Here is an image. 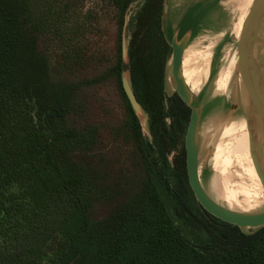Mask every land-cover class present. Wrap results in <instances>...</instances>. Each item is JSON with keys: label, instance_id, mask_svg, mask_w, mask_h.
Masks as SVG:
<instances>
[{"label": "trees", "instance_id": "obj_1", "mask_svg": "<svg viewBox=\"0 0 264 264\" xmlns=\"http://www.w3.org/2000/svg\"><path fill=\"white\" fill-rule=\"evenodd\" d=\"M134 1L104 0L115 17L114 52L106 59L91 52L87 60L110 61L106 69L65 80L54 78L39 42L56 43L66 63L82 66L74 37L96 30L94 12L71 25L72 0H0V264H264V226L243 230L210 215L189 186L184 136L191 106L167 92L165 0L143 2L128 43L130 81L151 140L141 130L121 83L122 29ZM193 75L183 70L190 91ZM109 79L124 103V124L114 134L131 145L133 174L110 170L99 125L80 128L70 120L77 93ZM159 184L175 214L206 236L190 241L182 234ZM203 189L230 209L216 175ZM120 197L108 216L92 219L95 206Z\"/></svg>", "mask_w": 264, "mask_h": 264}, {"label": "rangeland", "instance_id": "obj_2", "mask_svg": "<svg viewBox=\"0 0 264 264\" xmlns=\"http://www.w3.org/2000/svg\"><path fill=\"white\" fill-rule=\"evenodd\" d=\"M72 1L74 4L71 8L72 15L69 18V24L75 25L77 17L80 23L84 20L88 21L85 16L88 15L89 11L94 12L92 22L94 25L97 23L94 32L89 33V30L85 29L83 33L82 30L77 35L76 39L74 37L75 44L82 47L83 56L85 54V63L82 66L66 63L61 48L54 42L47 44L40 40L39 48L48 58L54 78L65 80L90 79L103 72L110 61H103L102 64H98L97 58L88 61V55L92 52L96 53L95 57L105 59L106 57L111 58L113 55L116 38L114 12L105 4L104 0ZM144 1L135 0L127 11L123 34L126 44L131 38L136 13ZM255 1L253 0L249 6V0H168L166 5L165 10L171 16L173 35L182 29L191 32L185 48L188 46L189 49L188 44L191 45V42L200 41L198 49L193 52L195 54H193L192 62L183 55L181 72L183 75V70H193V77L196 80V89L192 91L189 89V91L193 105L202 109L197 132L198 167L201 183L207 190L216 171L221 183L226 185L225 180L227 179L229 188L236 190L238 186H241L246 191L259 190L264 193L253 167L249 147V132H257L252 125L259 122L256 120H249L250 122H248L249 111H254V109L246 97L237 71V64H235L227 80L223 76L229 67L231 58L235 57L236 59L239 34H241L247 15ZM201 6L204 7L205 17L198 16L196 22L193 23V19H196L194 13L198 12ZM186 23L189 27L184 26ZM169 59L170 55L167 57L164 70L168 74V94L174 91V83L169 73ZM259 60L264 65V59H256V61ZM126 67L125 65V70ZM260 74L262 75V72ZM124 75L128 76V72L125 71ZM77 101L79 105L75 108L70 119L72 124L80 128L90 124L99 125L101 127V146L110 170L117 174L123 172L133 174L138 168L135 166V158L131 155V145L124 142L122 138H116L114 134V129L122 126L125 120L124 103L114 80L109 79L97 85L83 87L77 93ZM139 120L143 134L151 140V132L147 129L146 122L148 119L146 115L140 116ZM166 122L168 124L169 119H166ZM262 131L264 130L262 129ZM262 137L264 138V135L256 134L255 141L258 139L260 142L264 141ZM173 155H168L170 163H172ZM158 188L167 209L182 234L190 241H193L197 235L206 236L204 231L185 224L175 214L172 199L166 195L160 184ZM224 193L225 198L232 205L231 208L238 210V207L235 206L236 203L233 202L225 189ZM124 200L125 198L120 197L115 202H105L95 206L92 211V219L100 220L108 216ZM237 200L238 202L242 201L241 193H237ZM217 202L223 206L227 205L224 200H217ZM262 209H264V203L254 209V212Z\"/></svg>", "mask_w": 264, "mask_h": 264}, {"label": "water", "instance_id": "obj_3", "mask_svg": "<svg viewBox=\"0 0 264 264\" xmlns=\"http://www.w3.org/2000/svg\"><path fill=\"white\" fill-rule=\"evenodd\" d=\"M168 0L164 1V16L167 17L166 5ZM128 11V10H127ZM126 16L124 18V25L122 29L121 37V55L124 66L126 65V70L122 72L121 83L125 95L131 105L132 110L137 116L138 120L140 116L148 115L143 110L141 104L136 98L133 92L130 72H129V58H128V44L123 36L124 28L126 25ZM178 30V29H177ZM180 30L177 34L172 35L169 39V45L171 47V54L169 59L170 67V77L174 83V92L181 98V100L191 106L190 116L184 136V150H185V161H186V172L188 183L193 192V195L197 203L210 215L230 224L238 226L240 229H256L264 226V209L254 212V213H243L227 209L215 201H213L203 189L198 167V142H197V132L199 128V122L202 115V109L199 106L193 105V99L189 88L187 87L185 80L183 78L181 67H182V57L187 38L190 35V30H186L179 36ZM262 50V51H261ZM264 55V0H256L247 15L244 27L239 35L237 41V71L240 75L245 94L249 100L250 105L254 111H249V120L258 121L262 129L264 130V71L262 72L261 81L259 82V88L257 92L251 91V87L254 88L256 85L250 84L248 82V70L251 67L256 66V59L262 58ZM252 56V57H251ZM264 61V60H263ZM128 72V76L124 75V72ZM252 85V86H251ZM251 108V109H252ZM236 109V108H235ZM251 117V118H250ZM140 123V120H139ZM148 123V120H147ZM250 125V124H249ZM141 126V125H140ZM149 130V125L147 127ZM142 130V129H141ZM257 132H249V147L250 156L252 159L253 167L259 177L260 183L264 189V141H255V135ZM263 144V145H262ZM263 147V148H261Z\"/></svg>", "mask_w": 264, "mask_h": 264}, {"label": "bare ground", "instance_id": "obj_4", "mask_svg": "<svg viewBox=\"0 0 264 264\" xmlns=\"http://www.w3.org/2000/svg\"><path fill=\"white\" fill-rule=\"evenodd\" d=\"M252 1L253 0H249V2H248V5L250 6L251 5V3H252ZM247 5V6H248ZM245 7V6H244ZM203 11H204V7L203 6H201V8H199L198 9V12H197V14L199 15V16H201V14L203 13ZM248 13V12H247ZM203 16V15H202ZM207 16H209V15H207ZM171 16H170V14H167V17L165 18V27L167 28V30H168V32H170L171 33V35H172V31H173V25H172V21H171V18H170ZM205 16H203V18H204ZM198 18V17H197ZM202 18V19H203ZM201 19V20H202ZM240 35V34H239ZM199 43H200V41L199 40H197V41H194V42H191V45L190 44H188L189 45V49H188V46L184 49V51H183V55H185V57L190 61V62H192V60H193V54H195V53H193L195 50H197L198 49V47H199ZM262 59H264V55H263V57H262ZM236 62H237V60L235 59V57H232L231 58V60H230V63H229V67L227 68V70L223 73V76L225 77V79L227 80L228 79V77L230 76V73H231V71H232V69L235 67V64H236ZM257 64H256V66L257 67H255L254 68V70L255 71H252L251 72V74H249V80L251 81V82H254L255 83V87L254 88H252L251 87V91H253V93H254V91L255 92H257V89L259 88L258 86L260 85L259 84V82L261 81V72H263L264 71V65H262L261 63V61L259 60V61H257L256 62ZM240 76V75H239ZM167 77H168V75H167ZM226 82V81H225ZM239 85H240V83H239ZM216 86H217V84H216ZM241 86V85H240ZM252 107V106H251ZM254 122V121H253ZM147 123V122H146ZM245 124V123H244ZM246 124H248V123H246ZM147 126H148V123H147ZM250 127H251V125H250ZM252 127L260 134V135H264V131H262V127H261V124H259V123H255L254 125H252ZM263 138V137H262ZM264 139V138H263ZM212 168H213V165H212ZM213 170L215 171V169L213 168ZM215 175H216V177H217V180H218V182H219V184H220V186L221 187H223L225 190H226V192L230 195V197H232L233 199H235V200H237V193L236 192H234L231 188H229L228 186H226L225 184H223V183H221V181H220V179L218 178V176H217V174H216V171H215ZM222 188V189H223ZM223 189V190H224ZM227 194V195H228ZM238 201V200H237ZM241 204H243V205H245L246 207H248V208H250V209H257L258 207H260L261 205H257V204H255V203H253V202H251V201H248V200H246L245 198H243L242 197V201L240 202Z\"/></svg>", "mask_w": 264, "mask_h": 264}, {"label": "crops", "instance_id": "obj_5", "mask_svg": "<svg viewBox=\"0 0 264 264\" xmlns=\"http://www.w3.org/2000/svg\"><path fill=\"white\" fill-rule=\"evenodd\" d=\"M215 156H216V154H215ZM214 159H215V157H214ZM220 172H221V170H220ZM225 183L227 186V183H228L227 179L225 180ZM231 189L236 193H241L243 198H245L246 200L251 201L257 205H262L264 203L263 191H259V190L246 191V190L242 189L241 186H238L236 188V190H234L233 188H231ZM230 198L233 199L232 197H230ZM233 202L236 203L235 206L238 207V210L231 208L232 205L228 202V205H229L231 210L237 211V212H243V213H254V209H250V208L246 207L245 205L241 204L237 200L233 199ZM252 210H253V212H252Z\"/></svg>", "mask_w": 264, "mask_h": 264}, {"label": "flooded vegetation", "instance_id": "obj_6", "mask_svg": "<svg viewBox=\"0 0 264 264\" xmlns=\"http://www.w3.org/2000/svg\"><path fill=\"white\" fill-rule=\"evenodd\" d=\"M254 68H255V67H253V68L251 67V69L248 70V72H249V73H248V82H249L250 84H252L253 87H254L255 83H254V82H251V81L249 80V74H251L252 71H255ZM252 85H251V86H252ZM246 97H247V96H246ZM249 122H250V121H249Z\"/></svg>", "mask_w": 264, "mask_h": 264}]
</instances>
